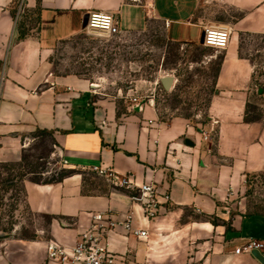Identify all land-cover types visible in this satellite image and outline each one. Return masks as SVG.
Segmentation results:
<instances>
[{"label": "crops", "instance_id": "crops-1", "mask_svg": "<svg viewBox=\"0 0 264 264\" xmlns=\"http://www.w3.org/2000/svg\"><path fill=\"white\" fill-rule=\"evenodd\" d=\"M19 1L0 0V162L21 161L43 132L49 156L73 172L52 183L23 180L27 208L48 221L30 238L0 242V264H61L47 259L46 241L72 245L98 211L130 212L148 231L146 239L111 233L114 264H264V250L235 253L249 239L264 241V215L234 214L228 229L208 220H228L237 197L242 212L246 178L264 173V73L240 52V35L264 34V0H21L23 10L40 13L39 29L24 38L17 32L24 12L12 15ZM93 13L112 15L119 31L158 20L182 43L200 42L203 25H228L207 122L164 118L152 99L141 109L119 104L85 77L55 74L54 44L83 30ZM252 105L261 114L245 120ZM94 166L152 183L158 215L144 217L132 199L137 189L85 191L83 173Z\"/></svg>", "mask_w": 264, "mask_h": 264}, {"label": "rangeland", "instance_id": "rangeland-1", "mask_svg": "<svg viewBox=\"0 0 264 264\" xmlns=\"http://www.w3.org/2000/svg\"><path fill=\"white\" fill-rule=\"evenodd\" d=\"M240 52L255 61L257 74L264 73V34L240 35ZM222 57V49L170 39L163 24L152 20L143 29L114 34L84 27L77 34L58 40L49 60L55 74L85 77L100 85L102 92L117 96L119 104L133 103L131 96L145 102L152 99L162 117L180 116L200 126L208 120L206 108ZM164 76L173 77L168 89L160 81ZM248 111L251 119L261 114L254 105ZM35 136L21 161L0 162V242L30 238L37 229L46 227L48 218L34 215L25 204L23 180L49 181L73 172L57 156H49L51 144L46 133L37 132ZM83 178L85 191L113 187L93 170L84 171ZM241 200L242 212L237 197L236 206L229 207L228 220L215 215L208 220L231 228L234 214L264 215V173L246 178Z\"/></svg>", "mask_w": 264, "mask_h": 264}, {"label": "built area", "instance_id": "built-area-1", "mask_svg": "<svg viewBox=\"0 0 264 264\" xmlns=\"http://www.w3.org/2000/svg\"><path fill=\"white\" fill-rule=\"evenodd\" d=\"M23 12L22 1L18 2L17 15ZM86 29L96 30L107 34L119 32V28L112 15L99 13L90 14L87 17ZM204 46L215 49H224L230 39L231 30L226 24H206L202 26ZM131 101L141 109L147 101L138 100L137 96H131ZM151 99H148L150 102ZM66 163V161H64ZM91 170L104 177L110 184L124 187L129 190L137 189L139 194L132 199L139 201L143 215L147 219H154L159 212L156 200V188L152 183L144 182L136 185L130 175H120L108 168L94 166ZM118 229L138 239L148 237L147 229L135 227L132 214L127 212L121 216L111 212L98 211L91 214L90 225L79 233L77 240L72 245H65L56 240L46 241V257L50 261L61 264H114L115 256L108 249L107 238ZM252 249L264 250V241L255 239L247 240L243 245L235 248V253L249 252Z\"/></svg>", "mask_w": 264, "mask_h": 264}, {"label": "trees", "instance_id": "trees-1", "mask_svg": "<svg viewBox=\"0 0 264 264\" xmlns=\"http://www.w3.org/2000/svg\"><path fill=\"white\" fill-rule=\"evenodd\" d=\"M17 11V7H14L12 9V15L15 17ZM39 24H40V13H39V8L27 12L24 10V13L22 15L21 20L17 23V32H18V37L19 38H24L28 33L31 28H37L39 29ZM248 116L245 117V120H249ZM69 173H65L60 175L58 178H54L49 181H41L44 183H52V182H58L61 181L65 176H67ZM39 182V181H35ZM228 229V228H227Z\"/></svg>", "mask_w": 264, "mask_h": 264}, {"label": "water", "instance_id": "water-1", "mask_svg": "<svg viewBox=\"0 0 264 264\" xmlns=\"http://www.w3.org/2000/svg\"><path fill=\"white\" fill-rule=\"evenodd\" d=\"M86 23H87V16L84 17L83 19V27L86 26ZM200 42L202 43L203 42V35H201V39H200ZM162 85L164 88L168 89L170 87V85L172 84L173 82V77L171 76H164L160 79Z\"/></svg>", "mask_w": 264, "mask_h": 264}]
</instances>
